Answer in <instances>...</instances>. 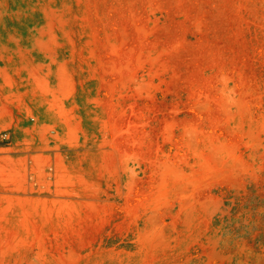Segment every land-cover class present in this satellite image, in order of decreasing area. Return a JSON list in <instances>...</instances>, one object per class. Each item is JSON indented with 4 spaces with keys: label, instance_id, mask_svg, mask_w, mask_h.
<instances>
[{
    "label": "rangeland",
    "instance_id": "1",
    "mask_svg": "<svg viewBox=\"0 0 264 264\" xmlns=\"http://www.w3.org/2000/svg\"><path fill=\"white\" fill-rule=\"evenodd\" d=\"M0 264H264V0H0Z\"/></svg>",
    "mask_w": 264,
    "mask_h": 264
},
{
    "label": "built area",
    "instance_id": "2",
    "mask_svg": "<svg viewBox=\"0 0 264 264\" xmlns=\"http://www.w3.org/2000/svg\"><path fill=\"white\" fill-rule=\"evenodd\" d=\"M0 141L4 142V143H8L9 142V138L8 136L4 133L2 135H0Z\"/></svg>",
    "mask_w": 264,
    "mask_h": 264
}]
</instances>
